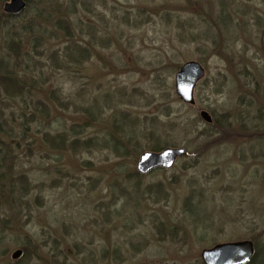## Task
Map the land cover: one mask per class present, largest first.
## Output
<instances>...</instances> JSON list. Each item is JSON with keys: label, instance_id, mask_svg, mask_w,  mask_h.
Masks as SVG:
<instances>
[{"label": "rangeland", "instance_id": "rangeland-1", "mask_svg": "<svg viewBox=\"0 0 264 264\" xmlns=\"http://www.w3.org/2000/svg\"><path fill=\"white\" fill-rule=\"evenodd\" d=\"M4 1L0 64L45 82L29 93L48 109L21 137L30 108L0 90V124L18 138L0 151V264H203L202 249L243 239L264 257V0H31L15 15ZM59 17L101 36L84 70L61 65L70 39L87 36H68ZM188 60L205 72L193 105L174 91ZM77 96L99 98L96 119L67 102ZM156 140L185 152L138 174Z\"/></svg>", "mask_w": 264, "mask_h": 264}, {"label": "trees", "instance_id": "trees-1", "mask_svg": "<svg viewBox=\"0 0 264 264\" xmlns=\"http://www.w3.org/2000/svg\"><path fill=\"white\" fill-rule=\"evenodd\" d=\"M26 2L28 5L31 2V0H26ZM69 3L72 6H75V2H73V0H69ZM81 6L85 7L83 4H81ZM68 9L69 7H66V10ZM71 12L73 14L74 10H72ZM77 21H78V24H76L77 29H75V26H74L73 29L71 30L69 27L68 21L64 19L63 17H59V23L64 28L68 36H74L73 34L74 32H76L75 35L82 36L85 34L87 36V39L84 38L85 40H82V41L80 39H75V40L70 39V41L64 46L61 56H59L62 58V61L64 58L66 59L63 62L64 64H61V65H66L67 67L71 66L74 69V71H78V68H81L84 70L83 63L89 60L88 58L92 53L91 51H93L92 48L94 47V45H101V36H99V33L97 29H95L92 21L90 20L86 21L82 18H79ZM5 64L6 63L0 64V90L1 92L6 97L21 98L25 103L27 102L26 107L30 108L29 111L27 110L28 112L22 114L25 117V121L20 123L21 126H23V129L20 131V135L21 137H23L24 130H28V127L31 125L32 122L36 123L39 121L37 114H40L41 116H43V114H46L47 112L48 107L47 106L45 107V103L43 102V100H39V98L32 99V97L35 94L32 95L31 93H29L31 92V90L29 89H33L34 93H40V89L41 87L45 86V82L40 83L36 79H31V78L26 79L27 77L24 79L17 78L16 76H13L9 71H7V67L5 66ZM23 76H27V75H23ZM51 91L53 92L54 90H50V92ZM51 95L52 97H55L53 94ZM82 97L77 98V99H82L80 104H76L75 101L74 102L67 101V102H69V104L72 103L75 107H77L80 110V111L78 110V112H81L86 118L96 119V116L101 111L99 100H98L99 98L98 99L92 98L89 104H87L88 101L84 103V98ZM26 98H28V101H26ZM67 102L64 103V107L68 106ZM112 115H113L112 121H113L114 127L116 128L121 127L125 131L126 134L132 133L134 131L133 129H135V125H136L134 124L136 123L135 121H133L132 119H129L128 116H125L123 114L119 116L116 114L115 115L112 114ZM5 128L6 126L3 127V125L0 124V134L4 133V139L0 137V151L2 150L1 145L5 144L6 142H9V143L18 142L17 136L15 137L11 135V133L9 132V129L8 128L5 129ZM70 128H71V131L74 132V134L78 133V130H76L74 126ZM90 141L91 140L88 139V140H84L82 143L87 144ZM105 141L107 142L106 144L111 143L110 141H108V139ZM65 142H66V138L64 136V132L59 133L55 137L52 138V143H54L56 147H59L58 145H63V143ZM73 142H76V141H73ZM159 143L160 142L159 141L157 142L156 140V142H154L153 146L150 148V151L161 150ZM93 145H96L95 141L93 142ZM123 149L124 148H122V150ZM119 153H120V155L118 154L119 156L124 155L122 151ZM3 160L4 159H2L1 162H3ZM2 179L3 178L0 177V182L2 181ZM25 181H27L26 178H25ZM253 247H254L253 256L247 264H255V263L264 264V257H261L259 255L258 244L255 241H253Z\"/></svg>", "mask_w": 264, "mask_h": 264}, {"label": "water", "instance_id": "water-1", "mask_svg": "<svg viewBox=\"0 0 264 264\" xmlns=\"http://www.w3.org/2000/svg\"><path fill=\"white\" fill-rule=\"evenodd\" d=\"M25 7V0H7L3 4V11L7 14H17ZM203 76L204 70L197 61L189 60L180 65L174 75V90L181 101L187 104L194 103L193 90ZM200 117L205 122L211 121L210 115L205 110L200 112ZM183 153V148L173 147L164 148L159 152L144 151L136 162V172L143 175L156 167L168 168L173 164L175 158ZM21 252L20 249L14 250L11 253V258H19ZM253 253L252 241L243 239L221 242L204 248L200 251V259L203 264H247Z\"/></svg>", "mask_w": 264, "mask_h": 264}]
</instances>
